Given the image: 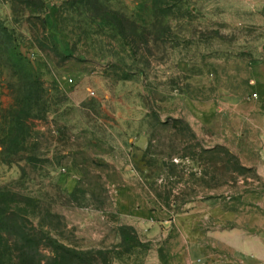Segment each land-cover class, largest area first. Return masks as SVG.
Instances as JSON below:
<instances>
[{"label":"rangeland","instance_id":"rangeland-1","mask_svg":"<svg viewBox=\"0 0 264 264\" xmlns=\"http://www.w3.org/2000/svg\"><path fill=\"white\" fill-rule=\"evenodd\" d=\"M263 173L264 0H0V260L188 264L173 218Z\"/></svg>","mask_w":264,"mask_h":264},{"label":"crops","instance_id":"crops-1","mask_svg":"<svg viewBox=\"0 0 264 264\" xmlns=\"http://www.w3.org/2000/svg\"><path fill=\"white\" fill-rule=\"evenodd\" d=\"M164 224L152 226V234ZM171 225L188 247V264H264V199L238 206L192 205Z\"/></svg>","mask_w":264,"mask_h":264},{"label":"trees","instance_id":"trees-1","mask_svg":"<svg viewBox=\"0 0 264 264\" xmlns=\"http://www.w3.org/2000/svg\"><path fill=\"white\" fill-rule=\"evenodd\" d=\"M5 220L4 219H0V224L4 223ZM5 225V223H4ZM19 231L17 233V235H19ZM21 234V233H20ZM15 235V236H17ZM23 237L25 238V241H23L24 243L21 245V247L19 246V248L17 247V244H16V252L19 253L18 257H13L9 260H0V264H49V260L46 259L45 260H42L40 258H38L39 254L41 252H44L48 250L49 255L51 256L50 258L51 261L54 262V264H56V260L61 257L62 254H65V253H71L73 254L77 259L80 257V253L79 251H76V250H70L68 248H66L64 245H60V243H58V241L56 240H52L50 237L49 240L47 241L48 243L47 244H44V243H40V240L39 244H36V237L37 236H31L30 235H26L24 236V234H22ZM20 235V236H22ZM3 240H1L2 242ZM2 244V243H0ZM1 246H4V249L5 250H10V246L8 244H4L3 242V245ZM49 248V249H48ZM51 264H53L51 262Z\"/></svg>","mask_w":264,"mask_h":264},{"label":"built area","instance_id":"built-area-1","mask_svg":"<svg viewBox=\"0 0 264 264\" xmlns=\"http://www.w3.org/2000/svg\"><path fill=\"white\" fill-rule=\"evenodd\" d=\"M255 97L257 98L258 96H257V95H255Z\"/></svg>","mask_w":264,"mask_h":264}]
</instances>
